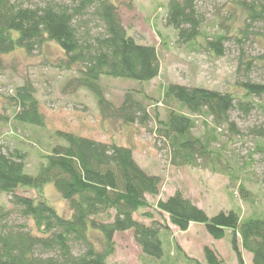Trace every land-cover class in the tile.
<instances>
[{
  "label": "trees",
  "instance_id": "trees-1",
  "mask_svg": "<svg viewBox=\"0 0 264 264\" xmlns=\"http://www.w3.org/2000/svg\"><path fill=\"white\" fill-rule=\"evenodd\" d=\"M230 1L244 12V25L234 36L239 42L253 24L264 25V0ZM198 2L168 0L165 24L174 29L178 44L222 57L224 42L229 39L227 31L205 33ZM131 7L128 3L127 8ZM91 24L97 32H92ZM47 41L64 53L58 67L73 69L76 74L69 82L72 91H89L103 118L142 127L154 121L158 139L168 145L173 165L203 167L231 176L228 164L220 166L222 148L211 146L207 129L203 135L193 134L195 120L190 115L168 109L161 120L157 111L151 115L143 103L151 98L143 94L139 99L133 90L124 93L118 106L106 99L100 84L102 76L149 82L158 76L161 66L156 46L138 43L127 33L113 1L0 0V57L17 49L32 53ZM245 65L247 68L249 62ZM242 85L244 94L239 98L228 91L169 83L163 100H174L190 114L210 117L215 124L237 133L230 114H248L252 98L264 96V83L246 80ZM9 98L13 107L10 119L15 124L45 125L31 80L22 79ZM8 119L1 118L4 122ZM203 125L206 128L205 122ZM263 133L264 128L257 131L258 135ZM54 135L60 142L42 155L35 173L26 171L25 151L6 146L0 136V196H8L11 204V209L0 206V264H111L107 259L115 249V234L129 230L144 255L160 258L163 248L159 233L164 226L157 221L146 225L134 217L139 212L151 217L146 211L150 207L147 195L159 194L160 176L141 168L130 146L60 130ZM233 176L231 181L235 180ZM48 183L67 201L69 215L60 214L47 201L43 186ZM18 188L33 190L36 195H20ZM155 209L180 231L199 223L215 240L228 232L238 264H244L242 251L251 254L252 264H264V217L241 218L234 210L209 216L180 191L158 200ZM13 213L18 220H12ZM91 231L100 235V247L92 241ZM203 254L208 264L223 263L208 246Z\"/></svg>",
  "mask_w": 264,
  "mask_h": 264
},
{
  "label": "rangeland",
  "instance_id": "rangeland-1",
  "mask_svg": "<svg viewBox=\"0 0 264 264\" xmlns=\"http://www.w3.org/2000/svg\"><path fill=\"white\" fill-rule=\"evenodd\" d=\"M40 1V0H38ZM69 2V0H57ZM118 6L119 15L127 33L138 43L156 46L160 58V71L149 82L102 76L101 88L106 99L118 106L127 90L137 91V97L144 94L151 98L144 101L151 115L157 111L161 120L166 118L168 109H175L190 115L195 120L192 132L195 136L205 134L212 139L211 146L222 148V162L230 166V175L211 172L203 167L176 166L172 164L169 147L155 132L156 124L148 126L124 124L103 118L95 97L85 89L72 91L69 82L76 74L72 70L58 67L64 53L53 42H44L32 53L21 49L0 57V136L2 142L25 151V168L35 173L42 155L59 143L54 132H71L101 142H115L130 146L138 165L150 174L161 178L157 196H148L150 207L146 209L151 217L134 215L146 225L157 221L163 227L159 233L163 255L154 258L144 255L135 243L131 230L116 233L115 249L107 259L111 264H208L203 248L213 249L222 264H238L230 246V234L213 239L204 225L193 223L188 230L180 231L172 225L165 214L155 209L158 200L180 191L209 216L219 211H237L241 218L264 217V96L252 98V110L248 114L234 111L230 120L237 133L230 132L223 125L215 124L210 117L190 114L176 101L163 100V91L169 83L230 92L241 98L244 94L243 82L249 80L264 83V29L263 23L253 24L246 38L236 42L238 29L244 25V12L230 0H199L197 6L203 15V29L209 35L226 30L229 39L224 42V55L215 57L207 50L193 49L176 42V33L164 21L168 0H111ZM131 3V9L127 4ZM92 32L98 29L91 24ZM202 42V38H199ZM249 66L245 68V63ZM29 79L36 89L39 108L44 115L43 127L15 124L11 118L13 107L10 96L22 79ZM9 117L8 122L1 120ZM206 123L204 128L203 123ZM227 159V161H226ZM243 188V189H242ZM20 195L35 197L33 190L18 188ZM43 193L49 204L63 215H69L68 203L57 192L53 184L43 186ZM0 206L11 209L9 198L0 196ZM13 221L18 216L13 213ZM31 225V222H28ZM91 239L97 247L101 245L100 235L91 231ZM244 264H252L250 253L242 251Z\"/></svg>",
  "mask_w": 264,
  "mask_h": 264
},
{
  "label": "crops",
  "instance_id": "crops-1",
  "mask_svg": "<svg viewBox=\"0 0 264 264\" xmlns=\"http://www.w3.org/2000/svg\"><path fill=\"white\" fill-rule=\"evenodd\" d=\"M192 224H193V223L189 224V226H188L187 230L189 229V227H190Z\"/></svg>",
  "mask_w": 264,
  "mask_h": 264
}]
</instances>
